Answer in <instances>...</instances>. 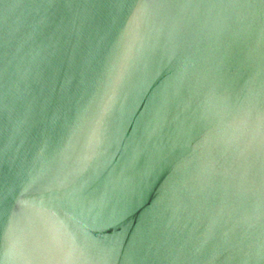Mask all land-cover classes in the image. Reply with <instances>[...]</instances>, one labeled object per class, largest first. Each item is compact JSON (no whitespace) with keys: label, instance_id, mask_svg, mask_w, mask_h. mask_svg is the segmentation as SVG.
<instances>
[{"label":"water","instance_id":"water-1","mask_svg":"<svg viewBox=\"0 0 264 264\" xmlns=\"http://www.w3.org/2000/svg\"><path fill=\"white\" fill-rule=\"evenodd\" d=\"M0 264H264V0H0Z\"/></svg>","mask_w":264,"mask_h":264}]
</instances>
